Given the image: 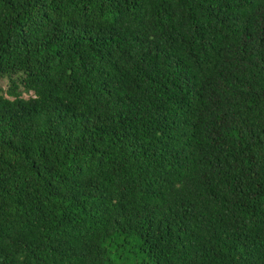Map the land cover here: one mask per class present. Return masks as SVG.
<instances>
[{"label": "trees", "instance_id": "trees-1", "mask_svg": "<svg viewBox=\"0 0 264 264\" xmlns=\"http://www.w3.org/2000/svg\"><path fill=\"white\" fill-rule=\"evenodd\" d=\"M0 81V264H264V0H0Z\"/></svg>", "mask_w": 264, "mask_h": 264}, {"label": "rangeland", "instance_id": "rangeland-1", "mask_svg": "<svg viewBox=\"0 0 264 264\" xmlns=\"http://www.w3.org/2000/svg\"><path fill=\"white\" fill-rule=\"evenodd\" d=\"M0 87L2 89H5L6 88V82L5 81H0ZM29 95H24V97H28Z\"/></svg>", "mask_w": 264, "mask_h": 264}]
</instances>
